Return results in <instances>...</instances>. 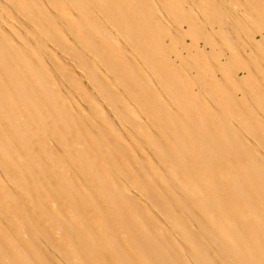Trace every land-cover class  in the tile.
I'll return each instance as SVG.
<instances>
[{
    "label": "bare ground",
    "instance_id": "1",
    "mask_svg": "<svg viewBox=\"0 0 264 264\" xmlns=\"http://www.w3.org/2000/svg\"><path fill=\"white\" fill-rule=\"evenodd\" d=\"M0 264H264V0H0Z\"/></svg>",
    "mask_w": 264,
    "mask_h": 264
},
{
    "label": "rangeland",
    "instance_id": "2",
    "mask_svg": "<svg viewBox=\"0 0 264 264\" xmlns=\"http://www.w3.org/2000/svg\"><path fill=\"white\" fill-rule=\"evenodd\" d=\"M202 45V44H201Z\"/></svg>",
    "mask_w": 264,
    "mask_h": 264
}]
</instances>
